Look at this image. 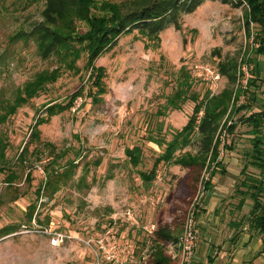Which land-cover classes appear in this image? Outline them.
<instances>
[{
  "label": "rangeland",
  "instance_id": "1",
  "mask_svg": "<svg viewBox=\"0 0 264 264\" xmlns=\"http://www.w3.org/2000/svg\"><path fill=\"white\" fill-rule=\"evenodd\" d=\"M42 6V0H0V99L13 98L17 87L35 72L57 65L37 55L31 37L11 38L41 19ZM244 7L237 0H202L180 15L179 28L168 24L157 37L135 28L121 33L93 60L104 68V91L96 99L83 53L77 71H62L38 96L0 122L7 142L6 167L0 170V227H12L8 233L0 232V264H147L153 229L166 222L179 237L191 210L198 229L195 264L264 263L257 251L248 252L258 238L246 239L243 234H249L242 231L235 241L229 239L235 230L228 220L240 215L230 209L237 201L231 194L242 165L241 150L250 145L248 127L238 124L227 136L234 148L220 151L225 170L211 178L214 194L203 188L205 166L183 167L159 158L156 164L165 143L152 140H169L191 113V100L180 109L164 108L182 65L191 73L192 89L201 96L206 90L219 91L227 79L205 77L196 65L217 69L220 59H240L250 51L257 27L251 24L247 34ZM241 70L238 80L245 83L248 68L244 64ZM259 93L264 95V82ZM54 102L63 108L47 114L46 106ZM42 117L36 125L38 134L32 135L34 123ZM46 141L55 153H62L54 165L75 163L72 179L51 196L37 192L43 186V167L54 157ZM133 145L141 149L137 164L126 153ZM196 146L194 140L181 151L194 152ZM21 152L23 161L18 157ZM153 165L155 177L147 185L140 172ZM11 170L17 174L13 182L6 180ZM80 176L84 182L77 184ZM30 204L34 210L28 219ZM249 204L247 199L242 211ZM207 208L214 213L211 221ZM164 249L171 264H178L176 247L170 242Z\"/></svg>",
  "mask_w": 264,
  "mask_h": 264
},
{
  "label": "trees",
  "instance_id": "2",
  "mask_svg": "<svg viewBox=\"0 0 264 264\" xmlns=\"http://www.w3.org/2000/svg\"><path fill=\"white\" fill-rule=\"evenodd\" d=\"M42 1L41 19L31 22L28 30L19 29L11 38L23 37L28 40L31 37L37 55L53 60L57 65L51 70L35 72L17 87L13 98L0 99V122L5 121L18 106L38 96L62 71H77L76 62L83 53L86 54L85 65L90 67L89 78L96 86V91L92 92L93 99H96V94L104 91V68L93 64L97 55L115 44L121 33L130 32L134 28L149 38L157 37L159 31L168 24L179 28L180 15L192 11L202 0ZM237 1L245 4L243 13L247 34L250 35L251 24L257 27L253 43L250 45V53L247 52L240 59H220L217 70L226 77L227 84L217 92L206 90L201 96L192 89L191 73L182 65L178 71L176 85L166 97L164 108L180 109L184 102L191 100L194 103L191 113L180 128L174 129L169 140L164 137H152V140L159 145L165 143L164 149L155 160L156 164L159 158L183 167L205 166L208 177L203 181V188L208 189L212 187L211 178L218 171L225 170L220 156L221 149L234 148L233 139L227 141V136L235 131L238 124L248 127L250 145L241 150L242 165L231 194L232 197H237V201L235 209H230L240 211V215L228 220L229 227L235 230L229 239L235 241L239 232L246 231L250 240H261L257 251L260 254L264 252V95L259 93V89L262 92L264 82V0ZM81 25H84V30ZM244 64L248 68L249 76L245 83H240L238 79L243 74L241 66ZM241 96H244L243 100ZM61 108L62 105L54 102L46 106L45 112L50 114ZM42 120L43 117L38 118L34 123L32 135L38 134L36 125ZM194 140L197 145L194 152L181 151L182 147ZM44 145L54 152L52 143L46 141ZM6 146L7 142L0 134V164H3L0 165V170L6 167ZM23 153L18 155L21 161L25 160ZM126 153L133 164L141 160V149L138 145L126 148ZM53 155L43 167V186L37 190L47 196L53 195L61 185L72 179L75 173L73 161L68 160L60 167L58 163L54 165L53 162H56L62 153L54 152ZM140 175L144 183L149 184L155 177V165L149 171H141ZM16 177V172L11 170L7 173L6 180L13 182ZM83 180L84 177L80 176L77 184L84 182ZM247 199H250L249 207L242 211ZM29 206L28 219L32 216L34 204ZM3 231L8 233L12 231V227L1 226L0 232ZM177 235L169 223L158 224L152 231V245L147 264H171L164 245L175 242ZM207 260L212 261L210 254L207 255ZM190 264H195L194 260H191Z\"/></svg>",
  "mask_w": 264,
  "mask_h": 264
},
{
  "label": "built area",
  "instance_id": "3",
  "mask_svg": "<svg viewBox=\"0 0 264 264\" xmlns=\"http://www.w3.org/2000/svg\"><path fill=\"white\" fill-rule=\"evenodd\" d=\"M197 72L205 77L217 80L221 77L220 72L210 66L196 65ZM153 227V226H152ZM197 228L195 218L193 216V210H191L186 217L183 231L175 242H171L175 247L179 255L178 264H190L194 250L196 249L197 242ZM170 243V242H169Z\"/></svg>",
  "mask_w": 264,
  "mask_h": 264
},
{
  "label": "crops",
  "instance_id": "4",
  "mask_svg": "<svg viewBox=\"0 0 264 264\" xmlns=\"http://www.w3.org/2000/svg\"><path fill=\"white\" fill-rule=\"evenodd\" d=\"M212 187H213V185H212ZM211 187V188H212ZM211 188H208V189H206L208 192H207V194L209 193V192H211V193H213L214 194V192L215 191H210L211 190ZM217 203V200L215 201V204ZM215 204H214V206H215ZM205 211H206V213L208 212V216H207V219H209V221H211V220H213V218H214V213H213V210L211 211V215L209 214V208H207V209H205ZM208 221V220H207ZM197 228V227H196ZM197 231H198V229H197ZM243 236H245L244 238H248L249 236L248 235H245V234H243ZM260 244H261V240L258 238L257 240H254L252 243H251V246L249 247V249H248V252H249V250H250V252L251 251H258V249H259V246H260ZM246 253V252H245ZM260 255H262V256H264V252H262V253H260Z\"/></svg>",
  "mask_w": 264,
  "mask_h": 264
}]
</instances>
